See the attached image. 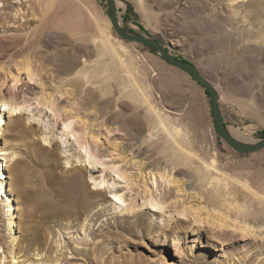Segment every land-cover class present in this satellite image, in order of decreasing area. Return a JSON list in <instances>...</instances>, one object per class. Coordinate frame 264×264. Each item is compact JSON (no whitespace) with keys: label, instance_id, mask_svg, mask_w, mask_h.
<instances>
[{"label":"rangeland","instance_id":"obj_1","mask_svg":"<svg viewBox=\"0 0 264 264\" xmlns=\"http://www.w3.org/2000/svg\"><path fill=\"white\" fill-rule=\"evenodd\" d=\"M115 7L209 81L228 130L263 139L264 0ZM2 100L20 110L0 103V264H264V209L225 190L263 187L264 149L223 141L205 90L122 40L107 0H0Z\"/></svg>","mask_w":264,"mask_h":264},{"label":"water","instance_id":"obj_2","mask_svg":"<svg viewBox=\"0 0 264 264\" xmlns=\"http://www.w3.org/2000/svg\"><path fill=\"white\" fill-rule=\"evenodd\" d=\"M107 2H108V7L110 9V19L112 26L115 32L117 33V35L122 40L139 43L143 46L148 47L152 51H157L168 65L187 74L191 79H193L199 86H201L205 90V92L209 96L210 111H211L214 127L216 129L217 134L223 141L229 144L234 151L243 154L255 153L264 149V138L258 141L257 143L247 144V145H241L240 143L235 141L229 135L227 126L220 113L219 95L214 89V87L209 83V81L205 77H203L198 71H196L189 63L184 61H178L175 58H173L169 54L168 50L162 45H160L157 41L153 39H149L148 37L142 35H131L123 31L117 17L115 0H107Z\"/></svg>","mask_w":264,"mask_h":264},{"label":"bare ground","instance_id":"obj_3","mask_svg":"<svg viewBox=\"0 0 264 264\" xmlns=\"http://www.w3.org/2000/svg\"><path fill=\"white\" fill-rule=\"evenodd\" d=\"M22 1V0H21ZM45 11V10H44ZM43 12V11H42ZM43 15V13H42ZM45 18V17H44ZM44 29H45V26H44V23H42L41 25H39L37 28L35 26H33V31H28L26 36H25V41L23 43V49H26V48H32L34 50V47H35V44L37 43L38 41V38L41 37L42 33H44ZM32 35V37H31ZM106 43L109 45V47L112 49V45L110 43L109 40L106 39ZM123 64V63H122ZM68 69L71 67V65H68L67 66ZM66 67V68H67ZM0 103L2 104V106L4 108H7V110L10 112V113H13L15 112L16 110H20V108H17L16 105H12L10 103H7L6 101H0ZM228 133L229 135L235 140L237 141L238 143H240L241 145H247L248 144V141L247 139L244 137V135L242 133H240L239 131L237 130H233V129H229L228 130ZM214 163H212L213 165ZM212 168H215L216 169V172H218L216 166H209L207 167V170L209 172H211V169ZM215 171V170H214ZM211 177H212V180H213V190H212V194L215 195L217 193V186L219 183H221L223 181L222 178H219L218 176H213L212 173H211ZM2 178V173H0V179ZM231 181L235 182L236 185H239L238 187H240L243 191H247V193H250L252 195V201H254V204H257L259 203V208L261 209H264V184L262 185L263 187H261L259 190L255 189V188H252L251 186H249L247 183H241L240 181H238L236 178L232 177V176H229L227 175V179L225 180L226 182V187H225V190H226V195L227 196H230V188L232 185H230V183H232ZM223 184V183H222ZM234 184V183H233ZM239 188V189H240ZM240 189V190H241ZM241 190V191H242ZM217 196V195H216ZM232 195H231V199H232ZM150 201V205L155 207L157 206L158 208H161L162 204L161 203H157L154 204L152 202V200H149ZM254 206V205H253ZM236 208V207H235ZM238 209V208H237ZM240 209V208H239ZM238 209V210H239ZM241 210V209H240ZM239 212V211H238ZM226 223V218H221L219 221H218V224L220 223ZM226 225V224H225Z\"/></svg>","mask_w":264,"mask_h":264},{"label":"trees","instance_id":"obj_4","mask_svg":"<svg viewBox=\"0 0 264 264\" xmlns=\"http://www.w3.org/2000/svg\"><path fill=\"white\" fill-rule=\"evenodd\" d=\"M140 29H141V28H140ZM141 30H142V29H141ZM184 62H186V61H184ZM205 93H206V92H205ZM206 94H207V93H206ZM258 135L261 136L262 138H264V131L259 132Z\"/></svg>","mask_w":264,"mask_h":264}]
</instances>
